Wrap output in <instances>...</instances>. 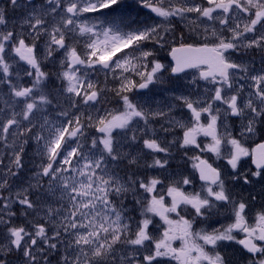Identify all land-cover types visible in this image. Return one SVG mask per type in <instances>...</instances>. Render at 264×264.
Wrapping results in <instances>:
<instances>
[{
	"label": "snow or ice",
	"instance_id": "snow-or-ice-1",
	"mask_svg": "<svg viewBox=\"0 0 264 264\" xmlns=\"http://www.w3.org/2000/svg\"><path fill=\"white\" fill-rule=\"evenodd\" d=\"M0 264H264V0H0Z\"/></svg>",
	"mask_w": 264,
	"mask_h": 264
},
{
	"label": "rangeland",
	"instance_id": "rangeland-1",
	"mask_svg": "<svg viewBox=\"0 0 264 264\" xmlns=\"http://www.w3.org/2000/svg\"><path fill=\"white\" fill-rule=\"evenodd\" d=\"M166 53H164V54H162V56L164 57V59H165V62L167 63L168 62V60L166 59Z\"/></svg>",
	"mask_w": 264,
	"mask_h": 264
},
{
	"label": "trees",
	"instance_id": "trees-1",
	"mask_svg": "<svg viewBox=\"0 0 264 264\" xmlns=\"http://www.w3.org/2000/svg\"><path fill=\"white\" fill-rule=\"evenodd\" d=\"M129 1H130V0H127V2L131 4L132 2H131V1L129 2Z\"/></svg>",
	"mask_w": 264,
	"mask_h": 264
},
{
	"label": "water",
	"instance_id": "water-1",
	"mask_svg": "<svg viewBox=\"0 0 264 264\" xmlns=\"http://www.w3.org/2000/svg\"><path fill=\"white\" fill-rule=\"evenodd\" d=\"M169 60H170V58H169Z\"/></svg>",
	"mask_w": 264,
	"mask_h": 264
},
{
	"label": "flooded vegetation",
	"instance_id": "flooded-vegetation-1",
	"mask_svg": "<svg viewBox=\"0 0 264 264\" xmlns=\"http://www.w3.org/2000/svg\"><path fill=\"white\" fill-rule=\"evenodd\" d=\"M178 243V242H177Z\"/></svg>",
	"mask_w": 264,
	"mask_h": 264
}]
</instances>
